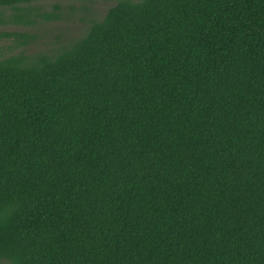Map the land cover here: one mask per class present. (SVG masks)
<instances>
[{"label":"trees","instance_id":"1","mask_svg":"<svg viewBox=\"0 0 264 264\" xmlns=\"http://www.w3.org/2000/svg\"><path fill=\"white\" fill-rule=\"evenodd\" d=\"M42 1L0 0V25L57 19ZM6 35L0 264H264V0H116L29 53Z\"/></svg>","mask_w":264,"mask_h":264},{"label":"rangeland","instance_id":"2","mask_svg":"<svg viewBox=\"0 0 264 264\" xmlns=\"http://www.w3.org/2000/svg\"><path fill=\"white\" fill-rule=\"evenodd\" d=\"M116 0H60V12L57 11V19H44L36 16L35 23L9 21L6 24L0 25V32H21L33 34L36 38L31 41L26 47V52H34L47 48L51 44H56L60 40H67L70 37H75L82 34L86 27L87 18L90 16L100 17L105 10L115 3ZM53 1L37 2L39 12L53 11ZM73 6L68 8V6ZM80 5L85 8H79ZM11 10L7 9V13ZM82 16L84 18H82ZM13 36H0V55L10 53L15 46ZM10 46V49H8Z\"/></svg>","mask_w":264,"mask_h":264}]
</instances>
